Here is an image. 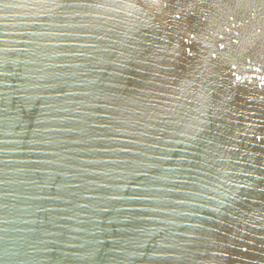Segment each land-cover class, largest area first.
<instances>
[{"label": "water", "instance_id": "obj_1", "mask_svg": "<svg viewBox=\"0 0 264 264\" xmlns=\"http://www.w3.org/2000/svg\"><path fill=\"white\" fill-rule=\"evenodd\" d=\"M0 264H264V0H0Z\"/></svg>", "mask_w": 264, "mask_h": 264}]
</instances>
